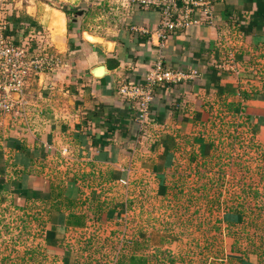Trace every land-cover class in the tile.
Listing matches in <instances>:
<instances>
[{"label":"crops","instance_id":"1","mask_svg":"<svg viewBox=\"0 0 264 264\" xmlns=\"http://www.w3.org/2000/svg\"><path fill=\"white\" fill-rule=\"evenodd\" d=\"M114 2L104 11H118L102 27L83 26L80 15L71 29L65 20L58 38L49 28L57 8L15 3L20 20L43 27L44 47L61 63L30 77L6 113L8 124L0 122V179L18 201L46 205L44 242L61 252L56 264H190L172 239L170 211L129 205L143 195L174 205L195 174L211 180L227 121L238 119L264 146V0H211L210 19L191 13L194 22L173 30L162 27L155 2ZM98 65L104 72L96 76ZM156 68L167 75L150 84L141 123L135 101L120 89L146 84ZM244 216L232 207L199 225L206 241L217 231L224 241L200 243L204 253H224L199 264H264L250 239H239Z\"/></svg>","mask_w":264,"mask_h":264},{"label":"rangeland","instance_id":"2","mask_svg":"<svg viewBox=\"0 0 264 264\" xmlns=\"http://www.w3.org/2000/svg\"><path fill=\"white\" fill-rule=\"evenodd\" d=\"M79 1L9 0L14 6L15 3L17 6H26L38 2L48 4L62 12H64L63 7L82 10L80 20L83 26L94 22L102 27L103 24L100 23L107 16L113 18L118 11L116 6L104 11L105 7H110L111 3L115 4L114 0H105L106 4L100 3L102 0ZM71 18L73 17H69L66 13L65 18L63 17L67 24ZM16 95L18 96V93ZM16 95L14 97H17ZM0 112H4V114L0 113V122L8 124L6 113L9 112ZM238 124H240L238 119L221 124L222 129L226 130L225 138L221 139V145L215 152V163L218 169L214 171L215 174L208 175L212 176L211 180L205 181L204 174L203 176L195 174L193 180L187 181L194 184L191 185L192 189L184 193L185 196L178 198L174 205L163 204L144 195L140 200L131 202L129 205L132 209L152 210L153 208L156 210L159 208L165 210L163 212L170 211V215L167 213L159 217L163 218L160 225L168 224V215L171 220H174H172L174 223L172 229L174 231L176 228V231L172 239L175 238L180 246L177 249L180 258L187 260L190 264H199L203 258L209 261L217 254L219 256L221 252L224 253V249L216 251L207 249L204 253L199 248V244L206 241L204 233H200L199 225L209 224L212 214L219 215L232 207L239 208L245 215L238 227L239 239H243L244 242H249L250 239L251 247H253L252 254L258 255L264 261V146L259 145L256 138H252L249 127ZM204 183L207 184L206 189L202 185ZM205 192L207 199L204 196ZM201 193L203 195H200ZM190 194L200 198H191ZM45 208L46 205L18 201L9 191L0 189V264H56L58 260L56 257L61 256V252L55 254V250L48 248L44 242ZM203 215L206 218H203ZM181 219L185 220V226L180 222ZM215 219L218 223L219 217ZM206 238L208 240L206 242L216 238L220 240L218 244L224 245L218 231L208 233ZM170 252L161 254V258L170 257Z\"/></svg>","mask_w":264,"mask_h":264},{"label":"built area","instance_id":"3","mask_svg":"<svg viewBox=\"0 0 264 264\" xmlns=\"http://www.w3.org/2000/svg\"><path fill=\"white\" fill-rule=\"evenodd\" d=\"M137 1L143 4L155 2L161 6L162 27L169 30L194 22L190 19L191 13H198L199 19L203 21L211 16V0H182L181 13H178L177 0ZM16 12L9 0H0V111L6 112L15 108L17 101L14 95L23 93L30 77L54 71L61 63L55 52L47 51L44 47L47 34L42 26L29 25L19 19V26L13 27L11 18L14 16L17 19ZM176 15L178 20H174ZM166 75L161 68H156L155 73L146 76V84L134 82L121 87L120 92L135 101L138 113L136 117L141 123L148 120L150 84L162 80Z\"/></svg>","mask_w":264,"mask_h":264},{"label":"bare ground","instance_id":"4","mask_svg":"<svg viewBox=\"0 0 264 264\" xmlns=\"http://www.w3.org/2000/svg\"><path fill=\"white\" fill-rule=\"evenodd\" d=\"M50 20H49V28L51 29V33L53 38L62 37L65 33L63 14L56 9L51 10Z\"/></svg>","mask_w":264,"mask_h":264},{"label":"trees","instance_id":"5","mask_svg":"<svg viewBox=\"0 0 264 264\" xmlns=\"http://www.w3.org/2000/svg\"><path fill=\"white\" fill-rule=\"evenodd\" d=\"M62 10L69 16V17H73L71 18L69 24H67L68 26V29H71L74 24L76 23V20H77V17L78 15H81L83 12L82 10H74L72 8H65L63 7ZM21 18V17H20ZM17 19H19V16L17 17ZM0 189H5V185H4V182H3V179L1 178L0 179ZM236 209L239 210V208L236 207Z\"/></svg>","mask_w":264,"mask_h":264},{"label":"water","instance_id":"6","mask_svg":"<svg viewBox=\"0 0 264 264\" xmlns=\"http://www.w3.org/2000/svg\"><path fill=\"white\" fill-rule=\"evenodd\" d=\"M104 68V65H98L96 67H94V69L92 70V72L97 76V75H100L104 72L103 70Z\"/></svg>","mask_w":264,"mask_h":264}]
</instances>
